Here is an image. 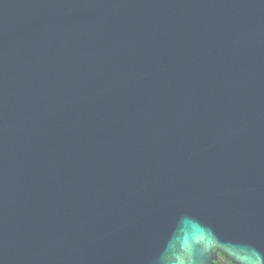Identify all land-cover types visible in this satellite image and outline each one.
Instances as JSON below:
<instances>
[{
	"label": "water",
	"instance_id": "obj_1",
	"mask_svg": "<svg viewBox=\"0 0 264 264\" xmlns=\"http://www.w3.org/2000/svg\"><path fill=\"white\" fill-rule=\"evenodd\" d=\"M264 264V0H0V264Z\"/></svg>",
	"mask_w": 264,
	"mask_h": 264
},
{
	"label": "trees",
	"instance_id": "obj_2",
	"mask_svg": "<svg viewBox=\"0 0 264 264\" xmlns=\"http://www.w3.org/2000/svg\"><path fill=\"white\" fill-rule=\"evenodd\" d=\"M221 260H219L218 258V261L216 262L217 264H233L231 263L230 261L226 260L223 256L219 255L218 256Z\"/></svg>",
	"mask_w": 264,
	"mask_h": 264
},
{
	"label": "flooded vegetation",
	"instance_id": "obj_3",
	"mask_svg": "<svg viewBox=\"0 0 264 264\" xmlns=\"http://www.w3.org/2000/svg\"><path fill=\"white\" fill-rule=\"evenodd\" d=\"M219 260H221V259L219 258Z\"/></svg>",
	"mask_w": 264,
	"mask_h": 264
}]
</instances>
